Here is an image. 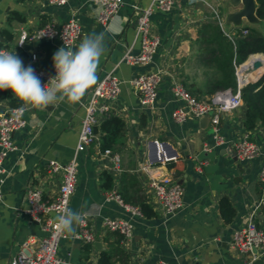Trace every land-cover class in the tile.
Instances as JSON below:
<instances>
[{
    "label": "crops",
    "instance_id": "crops-1",
    "mask_svg": "<svg viewBox=\"0 0 264 264\" xmlns=\"http://www.w3.org/2000/svg\"><path fill=\"white\" fill-rule=\"evenodd\" d=\"M151 1L124 0L120 9L103 23L98 20L101 6L95 0L65 3L0 0V40L4 43L14 45L24 28L30 31L50 21L61 25L74 17L81 23L82 32L73 51L85 36L103 33L105 51L97 76L100 78L114 69L122 80L120 95L111 103V112L120 115L127 127L119 150L121 169H112L109 158L102 153L100 139L77 154L78 179L71 208L88 213L96 237L94 241L62 238L58 245L62 264L98 262L101 251L112 244L119 245L129 257L123 261L125 252L116 254V264H153L159 260L170 264H264V255L253 258L231 246L234 230L244 225L253 211L256 222L264 229V204L257 207L263 194L260 171L264 163V125L246 129L244 104L222 118L226 139L237 140L248 132L260 144L259 156L242 161L228 151L230 145L213 144L210 118L192 116L184 122L175 120L173 111L181 102L172 89L175 80L197 96L210 95L208 87L214 68L204 59L198 41V29L207 19V12L199 0H178L167 11L155 10L152 30L160 37L161 44L153 60L149 64L122 61L128 48L139 51L138 10L134 4L147 6ZM212 1L221 3L223 9L228 0ZM238 7H230L225 15ZM12 10L23 13L25 20L9 21ZM243 27L250 29L248 24ZM4 29L13 33L14 38L10 39ZM26 47L37 53L39 66L52 71L53 56L63 45L60 38L53 37L30 40ZM147 70L162 73L157 99L152 105L142 104L139 92L130 83L133 75ZM90 92L91 88L73 105L60 102L43 110H26V125L15 130L17 149L3 161L0 264H11V257L26 240L36 241L46 233L40 222L22 211L27 204L26 190L38 186L46 196L57 193L61 175L49 170V161L67 162L74 155L85 113L82 103ZM10 108L5 100L0 101V115ZM146 161L153 163L155 175L175 173L184 184L183 206L174 215H163L156 204L149 176L139 169ZM106 169L114 175V188H118L122 170L135 172L158 214L147 217L132 213L118 201L107 200L108 189L101 180V172ZM224 195L231 198L236 208L230 223L224 222L219 209V200ZM107 216L131 220L133 237L116 241V234L103 224Z\"/></svg>",
    "mask_w": 264,
    "mask_h": 264
},
{
    "label": "built area",
    "instance_id": "built-area-1",
    "mask_svg": "<svg viewBox=\"0 0 264 264\" xmlns=\"http://www.w3.org/2000/svg\"><path fill=\"white\" fill-rule=\"evenodd\" d=\"M50 1L55 3L67 2V0ZM95 1L101 6L98 20L103 23H106L124 3V0ZM177 1L152 0L147 6H141L137 3L134 4L135 9L138 10L136 15V35L139 42V51L133 52L131 47L128 48L121 57L122 61L130 64H149L153 60L161 44V40L157 34L153 33L152 14L155 10L167 11L171 9ZM199 1L202 2L206 9V17L215 19L220 24L224 33L234 43H236V39L239 36L248 33L249 29L247 27H242L239 34H235L225 28V15L221 3L212 0ZM81 32L82 25L74 17L61 25L50 21L30 31L25 28L22 29L14 45L26 46L33 39L57 37L60 38L64 47L71 46L73 49L78 42ZM21 42L23 43L20 44ZM0 49L13 52L12 47L2 46L1 44ZM255 54H250L245 61L236 64L238 79L236 88L227 87L217 90L211 95L197 96L179 80H175L172 87L174 95L181 101L173 111L175 120L184 122L192 116L200 117L209 114L212 125L211 136L213 144L230 145V147L236 150L237 157L242 161L259 156L262 153L260 144L248 132L237 140L231 141L226 139L223 135L222 118L244 104L242 89L258 79L248 83L243 82L241 79L242 67L247 66L249 62L252 65ZM37 58V53L32 52L30 61L25 64V67L31 65L34 68L35 74L41 78V84L43 86L51 77L56 75V69L53 66V70L51 71L39 66L36 63ZM252 68L255 67L252 66ZM161 77L162 73L160 70L140 71L131 77L130 83L139 92L142 104L152 105L155 103ZM121 83L122 80L115 74L114 69H112L98 78L97 83L91 88L89 96L83 101L82 104L85 113L82 118L74 155L67 162H61L55 159L49 161V170L53 173H60L61 175L57 193L51 197L46 196L44 191L38 186H30L26 190L27 204L22 208V211L40 222L43 229L46 230V233L36 241L32 239L26 240L21 245L19 251L11 257V264L63 263L62 257L58 254V245L64 236L56 232L57 209L65 206L71 208V197L76 189L78 179L77 154L85 150L94 141L100 139L99 133L96 131V126L111 113V103L120 95ZM22 109L23 104L13 106L7 113L0 115V199L3 197L2 184L5 181L3 161L11 151L17 149L13 138L15 130L24 127L27 123L25 117L26 110ZM208 147L209 145L206 144V148ZM102 153L109 158L114 171L121 169V155L119 151L114 152L110 148H106L102 150ZM139 169L149 176V185L152 189L154 200L161 208L163 215L171 216L177 213L183 206L185 186L175 173L155 175L153 173L154 165L149 161L144 162ZM260 181L263 194L257 207L264 204V163L260 171ZM106 199L118 201L132 213H142L138 206L125 202L121 194L117 191V188L108 189ZM84 213L86 214L85 223L76 231L75 237L84 241H94L96 237L95 232L88 221V213ZM254 214L255 211L251 213L248 221L244 225L234 230L231 241V246L234 249L242 254L251 255L253 258L264 255V229L258 225ZM103 224L109 231L122 233L125 239L133 237L134 223L129 219L107 216L104 218ZM90 264L99 263L92 262ZM153 264L170 263L165 260H159Z\"/></svg>",
    "mask_w": 264,
    "mask_h": 264
},
{
    "label": "trees",
    "instance_id": "trees-1",
    "mask_svg": "<svg viewBox=\"0 0 264 264\" xmlns=\"http://www.w3.org/2000/svg\"><path fill=\"white\" fill-rule=\"evenodd\" d=\"M257 15L264 21V0H257ZM18 19L25 20V15L18 10H12L9 21ZM8 33L10 39L14 38L13 33ZM198 41L201 43L204 59L213 65L214 77L210 81L208 91L210 95L217 90L227 87H237L236 64L245 61L250 54H264V33L251 28L248 33L239 36L234 43L222 30L220 24L213 18H207L198 29ZM0 44L12 47L25 64L30 61L31 52L26 46H15L6 44L0 40ZM259 54V57H263ZM40 78V77H39ZM41 80V78H40ZM242 99L245 106L244 125L247 130H253L258 124L264 125V72L253 83H249L242 89ZM5 100L11 107L21 105L22 102L14 97L12 90H0V101ZM126 122L117 113L111 112L96 126L99 133L101 149L110 148L112 151H119L126 136ZM102 185L106 189L114 188V175L109 170L101 172ZM117 191L123 200L140 208L143 215L155 216L158 211L149 201L148 195L139 180L138 175L129 170H122L119 175ZM219 209L225 223H230L236 215V208L228 195L219 200ZM116 234V241H123L125 236L118 231H110ZM89 246V245H88ZM125 250L119 245H108L101 251L99 264H116L115 255L124 254ZM126 254V252H125ZM121 257L123 261L128 260V255ZM121 255V254H120Z\"/></svg>",
    "mask_w": 264,
    "mask_h": 264
},
{
    "label": "clouds",
    "instance_id": "clouds-1",
    "mask_svg": "<svg viewBox=\"0 0 264 264\" xmlns=\"http://www.w3.org/2000/svg\"><path fill=\"white\" fill-rule=\"evenodd\" d=\"M104 34L85 36L77 49L60 47L53 56L56 75L42 86L34 68L6 49H0V90L11 89L23 104L22 110H43L60 102L79 103L98 80L99 61L103 55ZM21 42L20 44H22ZM86 214L65 206L57 209L56 232L66 239L76 236V227L85 223Z\"/></svg>",
    "mask_w": 264,
    "mask_h": 264
},
{
    "label": "water",
    "instance_id": "water-1",
    "mask_svg": "<svg viewBox=\"0 0 264 264\" xmlns=\"http://www.w3.org/2000/svg\"><path fill=\"white\" fill-rule=\"evenodd\" d=\"M232 2L239 6L237 9L229 11L226 14V20L233 22L235 24H241L243 19L248 21H258L260 20L259 16L256 13L257 10V0H232ZM252 66L255 68L264 67L263 62L258 58L254 59ZM264 72V69H263ZM262 72V73H263ZM204 118L207 120L210 118L209 114L204 115ZM228 151L237 156L236 150L232 147H228ZM256 250V249H255Z\"/></svg>",
    "mask_w": 264,
    "mask_h": 264
},
{
    "label": "rangeland",
    "instance_id": "rangeland-1",
    "mask_svg": "<svg viewBox=\"0 0 264 264\" xmlns=\"http://www.w3.org/2000/svg\"><path fill=\"white\" fill-rule=\"evenodd\" d=\"M235 6L237 5H235L232 1L228 0L227 4L223 7L224 15L230 7H235ZM244 24H248L251 28L258 30L261 33H264V21L261 19L258 21H248L247 19L246 20L244 19L241 24H235L233 22L227 21L225 15V20H224L225 28L235 34L240 33L241 28L243 27ZM201 50H202V46H201ZM236 78H237V74H236Z\"/></svg>",
    "mask_w": 264,
    "mask_h": 264
},
{
    "label": "bare ground",
    "instance_id": "bare-ground-1",
    "mask_svg": "<svg viewBox=\"0 0 264 264\" xmlns=\"http://www.w3.org/2000/svg\"><path fill=\"white\" fill-rule=\"evenodd\" d=\"M259 54H262V53H256L255 54V59H259L261 62L264 61V56L263 57H259L260 55ZM254 61V60H253ZM252 61V62H253ZM264 64V62H263ZM251 66V67H250ZM263 69L264 67H259V68H252V65H251V62H249L247 64V66H243L242 69H241V79L243 82H250V81H254L255 79H257L260 74L263 72Z\"/></svg>",
    "mask_w": 264,
    "mask_h": 264
}]
</instances>
